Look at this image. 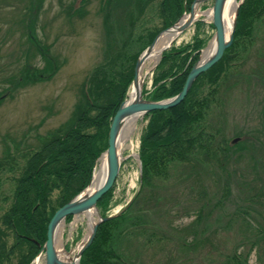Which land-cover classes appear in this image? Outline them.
<instances>
[{"label":"rangeland","instance_id":"obj_1","mask_svg":"<svg viewBox=\"0 0 264 264\" xmlns=\"http://www.w3.org/2000/svg\"><path fill=\"white\" fill-rule=\"evenodd\" d=\"M212 2H199L197 10L211 8ZM30 4L31 0H0V157L12 141L19 148L35 147L46 133L65 122L93 69L109 70L104 65L135 21L136 37L130 52L161 23L156 1L140 14L135 0H37L31 10ZM253 12L249 18L255 28L253 43L244 63L230 67L236 57L234 50L228 51L219 65L198 79L189 95L188 105L208 99L207 109L197 118L200 128L213 136L208 143V147L212 144L208 162L197 156L190 162L170 163L166 179L155 180L144 189L147 201L139 199L124 217L137 215L141 222L127 232L128 225L118 238L112 230L107 238L106 248L115 250L123 264H222L234 251L247 257L246 264H264V12H258L257 7ZM129 15L133 17L130 21ZM30 20V39L26 40ZM199 21L202 26L196 30ZM210 21L195 17L176 34L174 45L190 42L197 32L199 38H206L199 55L212 38ZM33 39L55 60L56 69L48 78L20 81L24 63L35 73L43 66L34 53ZM154 65L146 62L144 66L146 90ZM220 70L222 76L225 71L224 77H210ZM13 78L18 84H9ZM146 119L143 114L130 132L119 136V170L109 189L110 214L138 188L136 154ZM234 138L237 146L231 145ZM15 175L0 174V208L9 204ZM56 195L57 190L51 192L46 209L56 207ZM86 227L81 213L63 221L59 238L70 258L83 243ZM0 229L4 230L1 223ZM0 239V264H17L19 248H11L14 239L10 231L0 233Z\"/></svg>","mask_w":264,"mask_h":264},{"label":"trees","instance_id":"obj_2","mask_svg":"<svg viewBox=\"0 0 264 264\" xmlns=\"http://www.w3.org/2000/svg\"><path fill=\"white\" fill-rule=\"evenodd\" d=\"M35 1L37 0H31L30 10L34 7ZM151 1H156L160 9V26L145 39L140 38L139 46L130 52L136 37L133 32L136 21L132 24L131 29L126 31L125 38H121V44L114 52L113 58L104 65V67L108 66L109 70L105 72L101 67L93 69L87 79L90 82L86 81V85L79 92V97L73 103L65 122L46 133L35 147L19 148L17 147L19 144L12 141L11 147L3 149L2 157H0V174L16 172V175L12 177L9 204L6 208H0V210L3 208L0 223L4 228V230L0 229V233L10 231L14 239L11 248H19L17 264L31 262L45 240L46 225L53 212L88 184L95 159L106 148L110 120L121 101L125 99L133 75L134 62L139 53L149 45L159 31L169 27L182 13L188 11L192 2V0H135V7L139 14ZM255 7L258 12L263 13L264 0H244L239 4L230 45L223 51L220 60L197 75L179 104L144 114L147 118L146 123L138 137L140 164L138 188L131 196L130 203L120 207L117 215L99 222L94 238L82 251L78 264H123V259L116 255L115 250L106 248L107 238L108 236L111 238L112 230L116 232V238H118L122 232L126 231L128 225L127 232L141 222L140 216L137 215L126 219L124 217L130 211L131 205L134 207L139 199L147 201L148 198L143 196L144 189L151 187L155 180H165L170 163L190 162L191 158H197V156L201 161L208 162L212 145L208 147V143L213 136L206 133L197 123V118H200L203 109L208 107V99L201 98L199 103L196 101L195 104L188 105L189 95L198 79L219 65L228 51L234 50L236 57L234 66L228 65V67L241 66L244 63V57L253 43L255 28L250 26L249 18L254 14ZM127 19L130 21L133 17L129 15ZM31 20L25 28L26 40L30 39L28 27ZM128 21L125 22L128 23ZM120 26L124 24L120 22ZM197 26H202V23L200 21L195 23L196 30ZM210 27L213 28L211 24ZM205 39L199 38L196 32L190 42L179 46L174 45L175 42H173L163 50L158 63L152 70L149 90L142 85V97L157 101L177 94L191 65L197 60L198 50ZM33 42L34 53L41 59L43 66L37 68L35 73L34 68L30 70L29 64L24 63L18 78L20 81L23 78L33 81L48 78L56 69L55 60L43 49L39 40L33 39ZM122 44L124 49L121 51ZM226 61L228 63L227 58ZM125 66L126 69H123ZM221 72L220 70L211 74L210 77L215 79L219 74L224 77L225 71L223 76ZM17 82L18 80L14 79L9 84L15 85L18 84ZM237 143L233 142L231 145L237 146ZM109 189L96 201L101 217L110 215L108 212L111 206ZM54 190H57L56 207L46 209L49 195ZM154 201H159V198L154 197ZM70 218L71 215H67L64 221L67 222ZM125 222L126 224H123ZM183 242L187 243L184 240ZM246 263L247 257L245 255L242 257L235 251L222 262V264Z\"/></svg>","mask_w":264,"mask_h":264},{"label":"water","instance_id":"obj_3","mask_svg":"<svg viewBox=\"0 0 264 264\" xmlns=\"http://www.w3.org/2000/svg\"><path fill=\"white\" fill-rule=\"evenodd\" d=\"M196 3V0H192L189 10L187 14L189 15V19L187 20L186 23L182 24L181 26L178 27V31L181 33L187 25L193 20L190 19L193 11V6ZM223 0H213L211 10H212V17H211V25L213 26V41H214V51L213 53L206 58L204 61H200V54L198 55L197 60L191 65L184 82L182 84L181 89L179 92L169 98L157 100V101H152V100H147L142 97L141 94V89H142V84L139 92H137V97L134 101L128 102L127 98L121 101L117 109L115 110L109 126H108V131H107V139H106V148L105 150L100 153L99 157L104 154L105 156V174L103 176V179L98 187L94 189V191L90 194H83L86 187L90 184L94 168L90 177V180L88 184L76 195H74L70 200L62 204L60 207H58L51 217L49 218L47 225H46V231H45V240L43 244L41 245L40 251L35 255L34 259L43 256V264H78L79 257L82 253V251L91 243V240L94 237L96 227L101 221H106L107 219H110L114 217L115 215L118 214V211L114 214H110L104 217H101L98 209L96 207V201L112 186L115 177L118 173L119 170V155L117 153V142H118V137H119V132H120V127H121V121L123 118L133 115L135 113H141L142 115L146 112L153 111V110H163V109H168L171 107L176 106L179 104L184 96L186 95L192 81L197 77L198 74L201 72L205 71L207 68H209L212 64H214L222 55L223 51L230 45L231 40H232V34L234 32L235 28V18L237 14V8L240 4V1L238 2L235 10H234V17L231 23V28L228 33V35L225 37L224 31H223V26H222V21H221V8H222ZM184 14L182 13L179 18L173 22L169 27L159 31L152 41L147 45L137 56L135 62H134V67H133V75L132 79L130 82V85L135 84L136 80V71L138 64L143 57V55L148 51V49L152 46L154 43L155 39L157 36L171 28ZM172 43V42H171ZM170 43V44H171ZM168 44L166 47H164L162 50L165 48L169 47ZM161 50V51H162ZM160 51V53H161ZM159 53V55H160ZM158 61V60H157ZM156 61V62H157ZM237 139L231 140V143L235 142ZM136 158L138 159V155L136 154ZM139 162V159H138ZM131 199H129L126 202V206L130 203ZM125 206V207H126ZM89 208H94L96 210V216L97 220L92 224V226L89 229V233L87 237L84 239L83 243L79 245L77 248L76 252L72 256L74 260L70 261H59L57 259L54 245H53V240H52V234L55 228V225L59 221H64V218L67 215H76L79 214ZM65 251V250H64ZM71 258V259H73ZM33 259V260H34Z\"/></svg>","mask_w":264,"mask_h":264},{"label":"bare ground","instance_id":"obj_4","mask_svg":"<svg viewBox=\"0 0 264 264\" xmlns=\"http://www.w3.org/2000/svg\"><path fill=\"white\" fill-rule=\"evenodd\" d=\"M202 1L203 0H196V3L193 6L192 15H190L191 16L190 19H194L197 16H202L203 18L211 19L212 17L211 8H208L202 11L197 10L198 3ZM238 2L239 0H223V4L221 8V21H222V26H223L225 37L228 35L230 31L231 23L234 17V10ZM188 19H189V15L186 13L171 28L161 32L155 39L152 46L143 55L137 67L135 84L129 87V90L127 93L128 102L134 101L136 99L137 92H139L141 88V84H143V80H144L143 74H144L145 63L146 62L155 63L158 60L160 51L173 41L174 37L179 32L178 27L186 23ZM213 51H214V41H213V38H211L209 43L204 47V49L200 53V61H204L206 58H208L213 53ZM141 116H142L141 113H135L133 115L123 118L121 121L119 136L121 134H126L127 132H130L134 128V125L137 122V120L141 118ZM118 140H119V137H118ZM104 174H105V156L103 154L98 158V163L94 167V172H93L91 182L86 187L83 194L92 193L94 189L100 185ZM81 219H86V222H87V227H86L87 233L85 234L83 238L85 239L89 233L90 227L97 219L96 210L94 208H89L81 212ZM62 225H63V221H59L55 225V228L52 234V240H53L55 253L59 261H70V260L73 261L74 258L72 257L73 259H71L61 247L59 232L61 230ZM40 262H41V257H38L34 260L33 264H41Z\"/></svg>","mask_w":264,"mask_h":264}]
</instances>
